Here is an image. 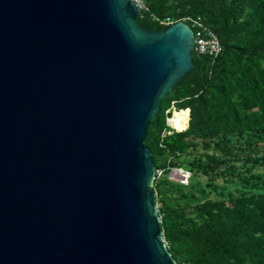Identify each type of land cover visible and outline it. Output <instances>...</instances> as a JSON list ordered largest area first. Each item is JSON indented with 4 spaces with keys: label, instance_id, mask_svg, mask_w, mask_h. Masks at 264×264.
<instances>
[{
    "label": "water",
    "instance_id": "water-1",
    "mask_svg": "<svg viewBox=\"0 0 264 264\" xmlns=\"http://www.w3.org/2000/svg\"><path fill=\"white\" fill-rule=\"evenodd\" d=\"M135 0H0V264H177L144 141L193 29Z\"/></svg>",
    "mask_w": 264,
    "mask_h": 264
},
{
    "label": "trees",
    "instance_id": "trees-1",
    "mask_svg": "<svg viewBox=\"0 0 264 264\" xmlns=\"http://www.w3.org/2000/svg\"><path fill=\"white\" fill-rule=\"evenodd\" d=\"M143 1L142 27L200 17L222 46L194 53L144 141L161 171L153 187L168 251L177 264H264V0ZM173 111L182 130L167 123ZM174 167L191 171L188 183L170 177Z\"/></svg>",
    "mask_w": 264,
    "mask_h": 264
},
{
    "label": "built area",
    "instance_id": "built-area-1",
    "mask_svg": "<svg viewBox=\"0 0 264 264\" xmlns=\"http://www.w3.org/2000/svg\"><path fill=\"white\" fill-rule=\"evenodd\" d=\"M135 1L139 5L140 9L147 8L143 0ZM155 19L158 20L161 24L165 25H172L176 23L175 20H173L171 17L158 18L155 16ZM181 20L186 22L193 29L194 53H196L197 55L217 56L221 52L222 46L217 34L212 28H210L205 22H203L200 17H184ZM174 122L175 121L173 119V115L167 118V123L169 126L177 130H182L179 129ZM156 172H158L159 175L161 174L160 170H157ZM170 177L186 184L191 178V171L185 168L174 167L170 171Z\"/></svg>",
    "mask_w": 264,
    "mask_h": 264
},
{
    "label": "rangeland",
    "instance_id": "rangeland-1",
    "mask_svg": "<svg viewBox=\"0 0 264 264\" xmlns=\"http://www.w3.org/2000/svg\"><path fill=\"white\" fill-rule=\"evenodd\" d=\"M174 112H175V111H173L172 115H174ZM189 118H190V116H189ZM188 121H189V119H188ZM173 176H174V175H173ZM189 180H190V179H189ZM205 181H206V180H204V183H205ZM208 196H209V197H213V196H215V194H214V193H213V194H208ZM201 197L204 198L202 195H201Z\"/></svg>",
    "mask_w": 264,
    "mask_h": 264
}]
</instances>
